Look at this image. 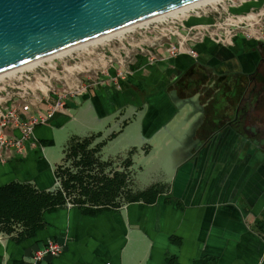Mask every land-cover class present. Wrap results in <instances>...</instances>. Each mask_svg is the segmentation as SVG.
<instances>
[{
  "label": "crops",
  "instance_id": "1",
  "mask_svg": "<svg viewBox=\"0 0 264 264\" xmlns=\"http://www.w3.org/2000/svg\"><path fill=\"white\" fill-rule=\"evenodd\" d=\"M189 61L179 55L140 67L119 90L97 87L68 103L67 114L38 125L34 145L28 144L23 156L3 153L0 187L28 183L49 191L58 183L55 171L65 165L71 137L96 136L92 146L105 145L90 174L102 180L101 187L118 173L125 186L93 205L68 204L45 214L44 226L31 236L0 233V264H34L32 253L49 240L61 245V254L39 264H264V162L239 154L210 161L192 157L196 141L188 132L149 158L137 153L166 122L167 107L151 99L148 115L142 111L135 120L123 111L141 103V82L154 88L167 71L184 69ZM130 150L135 154L126 167ZM154 186L162 191L153 201H129L127 193Z\"/></svg>",
  "mask_w": 264,
  "mask_h": 264
},
{
  "label": "built area",
  "instance_id": "2",
  "mask_svg": "<svg viewBox=\"0 0 264 264\" xmlns=\"http://www.w3.org/2000/svg\"><path fill=\"white\" fill-rule=\"evenodd\" d=\"M259 1L220 0L192 9L177 18H167L141 28L133 35H122L116 41H106L92 46L90 50L52 57L34 68L0 78V162L4 161L5 154L23 156L27 145H34V129L48 124L57 114H67L68 103L84 97L97 87H118L122 80L129 77L131 72L123 68L122 60L115 61L114 51L125 52L128 47L144 54L143 46L150 43L151 47L163 51L156 58H150L156 61L179 55L193 57L196 47L207 40L224 47L232 46L236 39L248 44L264 42V1L260 8L256 7ZM249 5L253 7L248 11L236 12ZM192 17L199 20L209 18L211 23L188 26ZM115 42L116 45L109 48L110 43ZM110 57L114 60L109 59L110 64H105ZM89 63L99 66L95 68V75H100L102 80L97 76L89 79L86 75L89 74ZM61 251L62 247L56 240H49L41 250L32 253V262L39 264L46 256L55 258Z\"/></svg>",
  "mask_w": 264,
  "mask_h": 264
},
{
  "label": "flooded vegetation",
  "instance_id": "3",
  "mask_svg": "<svg viewBox=\"0 0 264 264\" xmlns=\"http://www.w3.org/2000/svg\"><path fill=\"white\" fill-rule=\"evenodd\" d=\"M202 44L204 50L196 47V54L188 56L187 66L167 71L158 86L139 84L143 90L137 91L141 103L132 104L133 110L125 109L124 116L134 115L135 120L143 111L146 117L151 108L149 101L157 99L167 107L166 130L175 127H170L171 123L181 125L185 120L191 128L187 124L181 132L170 133L165 138L166 135L161 137L165 126L158 127L152 132L148 146L137 153L149 158L181 133L188 132L196 141L192 157L198 155L210 161L229 156L235 159L239 154L264 162V42L235 41L224 51L209 40ZM130 151L126 160L135 154L134 150Z\"/></svg>",
  "mask_w": 264,
  "mask_h": 264
},
{
  "label": "water",
  "instance_id": "4",
  "mask_svg": "<svg viewBox=\"0 0 264 264\" xmlns=\"http://www.w3.org/2000/svg\"><path fill=\"white\" fill-rule=\"evenodd\" d=\"M194 1L0 0V73ZM167 122L161 137L189 124Z\"/></svg>",
  "mask_w": 264,
  "mask_h": 264
},
{
  "label": "trees",
  "instance_id": "5",
  "mask_svg": "<svg viewBox=\"0 0 264 264\" xmlns=\"http://www.w3.org/2000/svg\"><path fill=\"white\" fill-rule=\"evenodd\" d=\"M249 7L250 5L236 12H246ZM95 137L80 140L71 137L64 151L65 165L56 169L55 176L58 183L52 190L40 191L28 183H12L0 187V233L6 235L17 233L19 237L31 236L44 226L45 214L53 213L56 209L66 207L68 204L93 205L99 199L106 200L118 195L121 186H125L124 181L122 184L120 180H117L120 176L118 173H114L113 177L108 182H104L101 187L99 184L102 180L90 174L95 168L93 165L97 162V156L104 145L100 143L91 147ZM124 165L130 167L131 160H126ZM161 191L159 186H154L136 194H127L129 201H138L141 198L146 200L145 197L153 201ZM115 205L117 204L113 203L111 206L115 207Z\"/></svg>",
  "mask_w": 264,
  "mask_h": 264
},
{
  "label": "bare ground",
  "instance_id": "6",
  "mask_svg": "<svg viewBox=\"0 0 264 264\" xmlns=\"http://www.w3.org/2000/svg\"><path fill=\"white\" fill-rule=\"evenodd\" d=\"M217 2H220V0H198V1L191 2V4H188V5L183 6V7H179L176 10L165 12L162 15H158V16H155V17H151V18H149L147 20H143L141 22L134 23V25L126 26V27L120 28L119 30L108 32L105 35H101V36L92 38V40H89V41H84V42H81V43H77V45L66 47V48H63V50H60V51H57L55 53L49 54V56H46V57H43V58H40V59H36L35 61L23 64L20 67H16L14 69L7 70L4 73H0V78L6 77L7 75L14 74V73L19 72V71H21L23 69L34 68L37 64H40L41 62L49 60V58H52V57H63L64 55L71 54L74 51L77 52L78 50L85 49L86 47H89V46L103 44L106 41L113 40V39H118V38L122 37V35L124 33L133 31V30H135V28L147 27L151 23L162 22L163 20H165L168 17L177 18L178 15H184L186 12H189L192 9L203 8V7H205L208 4H214V3H217Z\"/></svg>",
  "mask_w": 264,
  "mask_h": 264
},
{
  "label": "rangeland",
  "instance_id": "7",
  "mask_svg": "<svg viewBox=\"0 0 264 264\" xmlns=\"http://www.w3.org/2000/svg\"><path fill=\"white\" fill-rule=\"evenodd\" d=\"M264 1V0H263ZM262 0L261 1H259V6L261 7L262 6V2H263ZM258 6V7H259ZM253 6H250L249 8H248V10L250 9V8H252ZM259 7V8H260ZM199 9V8H198ZM168 18H170V17H168ZM167 19V18H166ZM156 23H158V22H156ZM156 23H151V24H149V26H151V25H154V24H156ZM209 23H211V19H209V18H206V19H201V20H199V19H196V18H193L192 17V19L190 20V21H188V26H195V25H206V24H209ZM148 26V27H149ZM143 28H145V27H143ZM140 29L141 28H135V30H133V31H130V32H127V33H124L123 34V36H125V37H127V35H133V34H135V32H137V31H140ZM121 38V37H120ZM120 38H118V39H120ZM118 39H116V40H118ZM113 40H115V39H113ZM115 40V41H116ZM110 41V40H109ZM150 41H152V39H150ZM106 43V42H105ZM150 44V43H149ZM148 44V46H143L144 48H143V50H145V53L144 54H141V53H139V50H136V48L135 49H132V48H128L127 47V49H126V51L125 52H123V51H119V52H116V51H114V54H115V56H116V59H115V61L117 62V61H119V62H121V60L123 61V68L124 69H126L128 72H131L132 74L136 71V69H139L140 67H144V66H146V65H150V64H153V61L154 60H150V58L151 57H154V58H156L155 56L160 52V53H163V51H159V49H157V47H151L150 45ZM113 45H116V42L115 43H110V45H109V48H112V46ZM95 46V45H94ZM107 48V47H106ZM106 48H105V50H106ZM90 50V49H92V46H89V47H86L85 49H80V50H78V51H84V50ZM78 51L76 52V51H74V53H78ZM149 52L151 53V55L149 56ZM107 54L109 55V52H107ZM114 56V57H115ZM114 57H110V58H107L106 59V62H105V64L107 63V65L108 64H110L109 62H108V60L109 59H112V61L114 60ZM91 58V57H90ZM151 61V62H150ZM88 69H89V74H86L88 77H89V79L91 80V79H93V78H95V76H97L99 79H101L102 80V78H101V76L100 75H98V74H96L95 75V73H96V71H95V68L96 67H99V66H94V64L93 63H89L88 64ZM87 68V67H86ZM106 72H107V69L105 70ZM83 75H85V74H83ZM85 75V76H86ZM59 148V147H58Z\"/></svg>",
  "mask_w": 264,
  "mask_h": 264
}]
</instances>
